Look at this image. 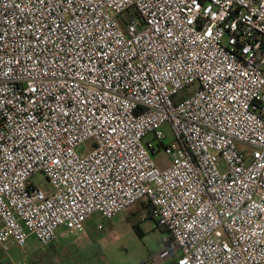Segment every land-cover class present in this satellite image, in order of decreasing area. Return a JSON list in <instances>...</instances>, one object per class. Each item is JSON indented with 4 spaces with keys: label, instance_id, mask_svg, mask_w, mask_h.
Returning a JSON list of instances; mask_svg holds the SVG:
<instances>
[{
    "label": "built area",
    "instance_id": "1",
    "mask_svg": "<svg viewBox=\"0 0 264 264\" xmlns=\"http://www.w3.org/2000/svg\"><path fill=\"white\" fill-rule=\"evenodd\" d=\"M136 203L175 264H264V0H0L3 250Z\"/></svg>",
    "mask_w": 264,
    "mask_h": 264
},
{
    "label": "rangeland",
    "instance_id": "2",
    "mask_svg": "<svg viewBox=\"0 0 264 264\" xmlns=\"http://www.w3.org/2000/svg\"><path fill=\"white\" fill-rule=\"evenodd\" d=\"M188 94V90L182 91L175 99L182 100ZM163 130L170 138L167 127L164 126ZM153 162L159 170L170 164L163 153L154 155ZM33 183L48 187L40 174L33 177ZM96 224L102 228L98 230ZM133 226L137 227V232ZM60 234V240L47 247L50 255L42 253L40 245L33 238L23 248L9 244L5 253L13 263L23 264H145L149 261L161 264L166 263L173 249L169 234L146 216L139 203L110 219L98 214L92 216L84 223V232L80 235H68L64 230H60ZM75 250L77 253L69 254ZM31 256H35L32 261Z\"/></svg>",
    "mask_w": 264,
    "mask_h": 264
},
{
    "label": "crops",
    "instance_id": "3",
    "mask_svg": "<svg viewBox=\"0 0 264 264\" xmlns=\"http://www.w3.org/2000/svg\"><path fill=\"white\" fill-rule=\"evenodd\" d=\"M62 230V229H61ZM62 233V232H61ZM60 238H61V234H60V231H59V233H58V237H57V239L54 241V242H52V243H50V244H48V245H45V246H42V245H40V247H41V250H42V253H49V251L47 250V247H50V246H52L53 244L55 245L57 242H58V240H60ZM30 239V238H29ZM28 239V240H29ZM31 239H32V237H31ZM33 240L35 241V242H37L34 238H33ZM67 240V239H66ZM11 245V244H10ZM52 250V249H51ZM63 250H68V249H63ZM62 250V251H63ZM75 253H77V251L75 250V251H70V255H73V254H75ZM48 255H50V253L48 254ZM35 257V256H34ZM33 256H31V261H32V258H34ZM175 260H176V250L173 248V249H171L170 250V258L169 259H167L166 260V263H163V262H161V264H175ZM30 261V262H31ZM0 264H14L11 260H10V258L8 257V255L5 253V250H3V247H2V245L0 244Z\"/></svg>",
    "mask_w": 264,
    "mask_h": 264
},
{
    "label": "trees",
    "instance_id": "4",
    "mask_svg": "<svg viewBox=\"0 0 264 264\" xmlns=\"http://www.w3.org/2000/svg\"><path fill=\"white\" fill-rule=\"evenodd\" d=\"M146 216H147L148 218H150L148 214H146ZM150 219H151V218H150ZM133 229L137 232V227H136V226H133ZM169 239H170V238H169ZM170 242H171V239H170Z\"/></svg>",
    "mask_w": 264,
    "mask_h": 264
}]
</instances>
